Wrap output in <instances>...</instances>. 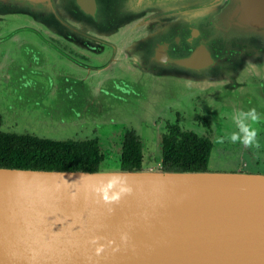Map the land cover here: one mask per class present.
I'll list each match as a JSON object with an SVG mask.
<instances>
[{
  "label": "water",
  "instance_id": "water-1",
  "mask_svg": "<svg viewBox=\"0 0 264 264\" xmlns=\"http://www.w3.org/2000/svg\"><path fill=\"white\" fill-rule=\"evenodd\" d=\"M32 1H46L48 10L54 9L53 0ZM73 1L79 9L74 7L72 12L81 11L91 22L100 18L117 22V12L125 10L124 5L129 4L131 10L129 1L119 0L99 16L97 0H86V4L84 0ZM156 1L134 0L133 4ZM223 21L210 22L213 33L187 25V34L175 35L173 23L156 34H141L137 40L142 66L131 57L136 41L122 46L121 55L137 74L145 71L149 75L157 63L170 60L180 69L189 68L190 73L203 70L204 75L217 74L214 64L223 55L227 34L231 33L236 42L233 32L237 29L246 33L239 49L250 47L254 67L264 63V0H236ZM159 35L162 39L156 41ZM215 37L219 40H213ZM196 38L200 43L193 45ZM179 46L187 50L181 57L176 49ZM199 49L206 53L207 61L194 65ZM224 52L235 58L237 50ZM148 58L154 59L151 66ZM236 66L237 73H230L227 81L233 82L235 92L239 85L246 93L237 96L229 92L228 98L220 97L221 105L241 110L261 106L263 102L247 90L245 81L241 83L236 77L243 65ZM170 71L175 70H165L168 75L163 79L165 94L173 89L166 82L174 77ZM142 77L137 82L124 78L133 89L126 97L120 94L113 99L110 109L114 119L120 115L119 110L126 109L119 108L124 101L136 108L133 116L141 120V125L167 105L163 97L162 105L155 107L154 94L159 91L150 89L154 94L148 97L149 86ZM186 82L184 79L183 84ZM130 94L137 96L129 99ZM0 264H264V174L208 169L89 172L0 167Z\"/></svg>",
  "mask_w": 264,
  "mask_h": 264
},
{
  "label": "rangeland",
  "instance_id": "rangeland-1",
  "mask_svg": "<svg viewBox=\"0 0 264 264\" xmlns=\"http://www.w3.org/2000/svg\"><path fill=\"white\" fill-rule=\"evenodd\" d=\"M127 1L130 2L131 10L128 9L129 4H127V7L124 5L125 10L117 12V19L119 21L108 22V26L105 28L99 25L100 22H91L79 10L77 13H73L72 9L79 7L77 4L75 5L73 0H53V11L48 10L46 1L0 0V44L8 46L10 45V36L13 38L14 35L20 37L33 33L28 30L27 26L44 30L45 35L56 40H58L56 36H61L62 41L66 40L67 45L71 47L76 46L82 51L85 48L80 43V40L87 42V40H94L93 37H96V35L108 34L106 37L110 41H113V34V39L118 40L119 45L123 46L127 44V39L122 38L125 34L126 36L130 35L131 43L136 41L132 45V47L135 46V50H132L131 57H133L132 60L136 64L140 62L142 66L144 59H141L142 54L139 52V42L137 40L141 34L144 35L145 32L149 31L156 34L157 31L165 29L163 28L164 26H170L173 23L174 27H170L169 30L172 28V34L175 32V35L179 33L183 35L187 34L188 30L185 29L187 25L203 32L210 31L213 33L209 26L210 22H224V15L230 13L236 0H222L216 4H213L214 2L211 3L212 0H157L154 4L143 6H135L133 4L134 0ZM118 2L119 0H98V5L100 9L102 7L105 11V7H108V5L111 7L113 4H118ZM126 20L129 22H125ZM149 22L152 23L149 24ZM139 24H143V27H139ZM135 25L137 26L135 27ZM101 28L103 31H101ZM242 31L244 32V29ZM233 33L236 34V42L230 36L231 33L227 34L228 40L225 42L223 55L214 64L217 68V74L204 75L203 70L191 72L189 75L190 79L184 77L189 82L183 84L184 79L175 76L176 71H170L169 74L174 75V77L170 76L171 79L166 82L173 85V89H168L167 94L164 93V90L167 88L162 87V84L165 85L163 79L165 80V77L168 75L165 73V70H170V68L180 70V65L170 62L165 64L157 63L158 67L151 71L147 75L148 79L145 77L143 82L149 86L147 91L148 97L154 94L152 91H149L150 89L156 88L159 91L154 94L156 97L153 102L156 105L155 107L159 108L162 105L163 97L166 98L167 105L156 110L152 121L144 125H141V120L138 122L134 118L133 110L136 108L131 107V103L128 101H124V104L119 105L120 109L122 107L126 109L119 110L120 115L114 119V115L112 114L113 109H110L114 105V101L104 92L99 93L98 101H93L95 104H92L91 109L88 111L90 113L98 112V115L79 119L76 116L77 111L71 110L70 105L74 106L73 99H77L75 91L80 87L68 82L66 86L67 88L70 87V89H66L65 82H62V78L65 76L59 78L57 71H55L56 84H54L53 88L51 87L52 89H43L38 83L30 87V79L24 77L25 74L30 76V52L24 49L18 51L14 64H11V66L18 67L16 69L10 68V64L7 67V62L11 61L8 56H0V111L2 110L4 116L0 115V129L18 133L31 132L54 139H82L96 136L99 138L100 147L104 155L102 170L112 172L120 169L118 159L123 129L124 127H133L143 141L142 170L155 171L162 168L160 161V139L163 126L166 120H174L176 118L180 120L179 122H181L180 124L183 129H192L201 136L211 137L213 147L208 161V170L247 171L264 174L263 121L258 126L260 129L258 137L260 142L259 149L245 148L240 144H231L227 141L224 144L215 142V138L218 135L227 136L230 132L236 130L231 119L234 114L233 107H226L230 105L223 104L225 107L221 108L223 105H221L222 100L220 99V97L228 98L229 92L231 94L236 93L237 96L239 93H246L243 90L240 91L239 85L237 87L238 91L235 92V87H232L233 82L228 83L227 81L230 73H237L236 65H239V63L243 65L241 70L244 73L241 75L239 73L241 72L240 70L238 75L236 74V77H238V81L241 83L244 80V83L249 85H246L248 91H253V94L256 95L257 93L254 89L260 88V85H262L264 91V63L257 64L258 66L254 67L255 63L252 62L253 59L250 57V47H247L246 51L239 49L241 48L239 46L240 41L243 40V36L246 33L241 34V31L237 29ZM65 36L75 39L79 46L75 42L65 39ZM161 39L162 37L159 35L156 41H160ZM213 40L218 41L219 38L215 37ZM1 41H5V43H1ZM262 42H264L263 38ZM199 43L198 38H196L193 45ZM176 49L179 51V56L181 53H187L186 48L183 46L176 47ZM225 49L237 50L236 57L234 58L232 55L225 54ZM153 62L154 59L148 58L147 64L149 66ZM74 65L72 64V66ZM49 67L54 68V66ZM259 67L262 70H259ZM161 70H164V74L160 73ZM116 72H121V74L130 78L133 82L139 80V74L136 73V69L129 64L126 65L125 71L118 70L117 68ZM208 78L210 80H207ZM74 80L81 84V81ZM254 85L257 87H254ZM136 86L139 89V85L136 84ZM83 87L85 86L83 85ZM130 87L132 88V86ZM116 93L117 95L121 94L119 92ZM259 93L258 98L264 100V97L260 98L264 96V93ZM247 94L249 93L247 92ZM77 95L85 97L83 92H77ZM132 95H129V99H131ZM110 102L111 105L109 104ZM93 106L97 107L93 108ZM261 107L263 106H259L257 112H262L263 109ZM45 108L49 114L45 112ZM65 108L70 109V113H67V110L64 111ZM177 108L181 111L185 109V114L174 113L173 110L170 111V109ZM213 112L217 113V115L213 116ZM72 116L76 119H73ZM260 116L262 117L263 115L261 114ZM219 117L220 119L218 120ZM154 120H156L155 123L153 122Z\"/></svg>",
  "mask_w": 264,
  "mask_h": 264
},
{
  "label": "trees",
  "instance_id": "trees-1",
  "mask_svg": "<svg viewBox=\"0 0 264 264\" xmlns=\"http://www.w3.org/2000/svg\"><path fill=\"white\" fill-rule=\"evenodd\" d=\"M142 146L136 131L124 128L118 159L121 169L142 168ZM212 147L210 138L169 123L161 137V166L168 171H205ZM103 161L96 136L54 139L0 129V167L93 172L102 169Z\"/></svg>",
  "mask_w": 264,
  "mask_h": 264
},
{
  "label": "flooded vegetation",
  "instance_id": "flooded-vegetation-1",
  "mask_svg": "<svg viewBox=\"0 0 264 264\" xmlns=\"http://www.w3.org/2000/svg\"><path fill=\"white\" fill-rule=\"evenodd\" d=\"M104 14H105L104 9H102V8L100 9V6H99V16H102ZM95 16L97 17V12H96ZM113 20H115V19H110L109 21L114 22ZM99 22H100L99 25L101 27L107 28L108 22H105V20H103L101 18H100ZM125 22H129V21L126 20ZM27 28H29L28 30H30V32H33V33H30V35H28V36H20V37L14 35L13 38H11L12 36H10L11 40H10V45H8V46L7 45L3 46L2 44H0V56L1 57L8 56L10 58L11 61L7 62V64H6L8 67L9 64H10V66L12 63L14 64L15 59L17 58V55H18V51L20 49L21 50L24 49L25 51L30 52V76L28 74L24 75L25 78L30 79L29 80L30 81V87H33L35 85V83H42L43 85H45L43 87H47L49 84L48 81H51L48 89H52L54 84H56L55 83V71H57V74H58L59 64L55 63L54 71H52V74L48 75V77L46 76L47 75V69L42 64L43 63V59H42L43 53H44V55H46L44 52V49L49 48L53 51L56 50L59 52V53H55V54H57V56L55 54L50 55L51 58H49V60H51V62L63 60L66 63H71V65L76 64V65L82 66L83 68L91 69L92 71H95V70L100 71V75H98V77H94L93 75H91L90 79H92V84H91L90 88L86 89V91L84 92V95H85V97H83L84 101H87V100H89V101L91 100L92 102L95 101V100H92L91 99L92 96H90L93 93H100L101 94V92H104L108 96H110L112 99H114V98L120 97L119 94L117 95L116 92L123 94V96L132 92V88L130 87V85L125 82V80H128V79H124V78H127V77L124 76L123 74H121V72H116L117 68H118V70L125 71V67L127 64L122 61V58H123L121 55L122 45L120 46L119 43L117 42L118 40L113 39V37H114L113 34H112V40L113 41H110L109 38L106 37V36H108V34L96 35V37H93L94 40H87V42L84 40H80V43L83 44L84 48H85V50L82 51L81 49H78L76 46L71 47V46L66 44L65 39H67L68 41L75 42V44L78 43L75 39L70 38L69 36H65V39H64L65 41H62L63 39L61 36H56V37H58L57 38L58 40H56V39L51 38L48 35H45L44 30L36 29L32 26H30V27L27 26ZM101 31H103L102 28H101ZM122 38L127 39L126 40L127 44H129L131 42L130 41V35L126 36L124 34L122 36ZM1 43H5V41H1ZM114 48H116V50H114ZM178 53H179V51H178ZM180 57H181V55H180ZM170 61H167V62H170ZM167 62H165V63H167ZM165 63H163V64H165ZM10 68L16 69L18 67L11 66ZM175 71H176L175 76L181 77V79L183 77L189 78V75H190L189 68L175 70ZM214 72H217V69L214 70ZM43 74L46 76V79H45V76ZM180 75H183V76H180ZM59 78H60V74H59ZM59 78H58V80H59ZM63 81L65 82L66 80L64 78H62V82ZM66 83L67 82H65L66 89H70V87L67 88ZM254 87H257V86L254 85ZM254 90L257 93L255 97H258L260 95L259 92L264 93L262 85H260V88L254 89ZM75 95H77V90L75 91ZM262 97H264V96H261L260 98H262ZM260 100L263 102L261 104V106H263V107H261L263 110H262V112H258V113L260 115L261 114L263 115L261 118H262V121L264 122V100H262V99H260ZM258 108L259 107H256L255 109L257 110ZM172 110L174 111V113H184V114L186 111L185 109H182V111H181L179 108L170 109V111H172ZM233 110L235 113L236 111L239 110V108L236 107V108H233ZM247 110L248 109H246L244 111H247ZM169 112H168V114H169ZM1 114H2V110L0 111V115ZM216 115H217V113L213 112V116H216ZM2 117H4L3 114H2ZM220 117H224V116H220ZM220 117L218 118V120L220 119ZM179 121L180 120L176 119V118L174 120H172V119L166 120V122L163 126L161 137H162V134L164 132H166L167 125L169 123L170 124H178L181 127V124H180L181 122H179ZM153 122L155 123L156 120H154ZM124 128H133V127H124ZM133 129L136 131L135 128H133ZM183 130H188V129H183ZM190 130H192V129H190ZM136 133H137V131H136ZM32 134H35V133H32ZM35 135H38V134H35ZM38 136H41V135H38ZM208 138L211 139V137H208ZM141 141H142V139H141ZM142 144H143V141H142ZM160 147H161V145H160Z\"/></svg>",
  "mask_w": 264,
  "mask_h": 264
},
{
  "label": "crops",
  "instance_id": "crops-1",
  "mask_svg": "<svg viewBox=\"0 0 264 264\" xmlns=\"http://www.w3.org/2000/svg\"><path fill=\"white\" fill-rule=\"evenodd\" d=\"M113 10H116V8L114 7ZM108 11H110V10H108ZM44 52H45L46 55H44V53H43V57H42L43 63L42 64L47 69V75L46 76L48 77V75H51L52 71H54V68L52 69V67H49V66H54L55 63L56 64L58 63L59 64L58 74H60V77L61 76H65V77H63L66 80L65 82L74 83L76 86L80 87V88H77V92H83V94H84L86 89L90 88V86L92 84V79H90L91 75H93L94 77H98V75H100V71H98V70L92 71L91 69H86V68H83L82 66L76 65V64L74 66H72L71 63H66L63 60H61V61H52L51 62V60H49L50 55L55 54V53H59V52L56 51V50L53 51V50H51L49 48H45ZM55 55L57 56V54H55ZM122 61L124 62L123 58H122ZM147 74H148V72L141 71V73H139V76H140L139 79L143 76L142 80H145V77H146ZM46 76H45V79H46ZM74 79H77V80L81 81V84L77 83ZM48 82H49V84L51 83V81H48ZM38 84L43 89H46V88L48 89V87H49V84H48L47 87H43L45 85H43L42 83H38ZM83 85L86 88L83 87ZM139 89H141L140 86H139ZM76 96H77L76 97L77 99H73L74 106L70 105L71 110H76L77 111L76 112V116L79 119L84 118V117L85 118H90L91 113L88 112V111L91 109V105L94 104V103L91 100L90 101L89 100L84 101L83 97H81L79 95H76ZM90 96H92V98H91L92 100L98 101L99 93H93ZM45 110H46L45 112L47 114H49V112H48V110L46 108H45ZM66 110H67V113H70V111H71L70 109L65 108L64 111H66ZM72 117H73V119H76L74 116H72ZM151 121H152V118H150L148 122H151Z\"/></svg>",
  "mask_w": 264,
  "mask_h": 264
},
{
  "label": "clouds",
  "instance_id": "clouds-1",
  "mask_svg": "<svg viewBox=\"0 0 264 264\" xmlns=\"http://www.w3.org/2000/svg\"><path fill=\"white\" fill-rule=\"evenodd\" d=\"M235 131L230 132L227 136L218 135L215 142L224 144L226 141L231 144H240L245 148L259 149V125L262 121L260 114L255 108L247 111L238 110L231 117ZM99 251V249H98Z\"/></svg>",
  "mask_w": 264,
  "mask_h": 264
},
{
  "label": "bare ground",
  "instance_id": "bare-ground-1",
  "mask_svg": "<svg viewBox=\"0 0 264 264\" xmlns=\"http://www.w3.org/2000/svg\"><path fill=\"white\" fill-rule=\"evenodd\" d=\"M86 0H84V3L86 4ZM198 55H197V58H198V60L196 61V62H194L193 64L194 65H200V64H202V63H204V62H206L207 61V55H206V53L204 54L203 53V50L202 49H199V51H198V53H197ZM162 58H164L163 56H162Z\"/></svg>",
  "mask_w": 264,
  "mask_h": 264
}]
</instances>
